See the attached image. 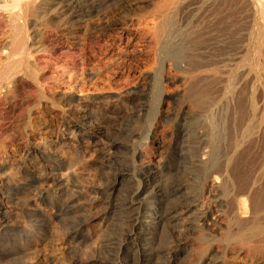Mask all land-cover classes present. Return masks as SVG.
I'll return each mask as SVG.
<instances>
[{
  "label": "bare ground",
  "instance_id": "bare-ground-1",
  "mask_svg": "<svg viewBox=\"0 0 264 264\" xmlns=\"http://www.w3.org/2000/svg\"><path fill=\"white\" fill-rule=\"evenodd\" d=\"M110 1L0 0V27H7L5 33L0 31L5 35L0 39V56L10 62L0 71V105L15 102L19 84L42 86L33 53L46 49V32L64 30L71 44H102L92 48L95 68L69 86L81 95H48L40 87L37 104L46 116L41 128L51 139L60 131L71 133L80 144L76 150L84 142H94L102 166L111 169L94 190L107 204L104 216L117 215L124 226L118 230L114 226L116 230L105 237V257H92L86 264H179L194 239L181 235L195 222L216 240L209 243L206 238L208 245L202 246L205 237L197 238V264H229L238 257L244 264H264L259 249L264 247V167L250 176L245 170L250 162L244 158L249 138L264 146L263 21L260 39L248 45L244 37L246 21L252 18L256 23L258 0H131L114 9L101 8ZM148 56L152 60L144 62ZM172 86L177 87L171 90ZM126 107L132 111L133 126L125 127L129 143L121 137L108 143L100 126ZM148 116L147 130L138 131ZM230 118L233 147L226 150L230 155H223L220 144ZM59 148L48 147L39 158L28 154L26 166L21 164L22 176L0 187V264L7 258L23 262L48 233L49 218L32 205L31 198L38 189L33 186L35 172L47 166L67 174L64 184L52 192L39 191L43 203L55 209L54 217L64 221L67 249L80 254L92 236L94 216L88 210L98 201H84L86 190L76 177L75 164L62 159ZM119 150L118 154H131V165L126 161L129 165L122 167L126 162L117 157ZM180 169L183 176H178ZM213 174L222 177L219 192L226 195L217 199L218 206L231 207L237 215L244 209L246 219L225 215L215 220L208 209L194 217L207 191L204 180ZM194 178L203 181L197 184ZM8 203L14 206L11 212L6 210ZM79 256L70 257L69 264H85Z\"/></svg>",
  "mask_w": 264,
  "mask_h": 264
},
{
  "label": "rangeland",
  "instance_id": "rangeland-1",
  "mask_svg": "<svg viewBox=\"0 0 264 264\" xmlns=\"http://www.w3.org/2000/svg\"><path fill=\"white\" fill-rule=\"evenodd\" d=\"M128 1H131V0H112L106 6L101 7V8L102 9H114V8L118 7L119 5L123 4L124 2H128ZM263 3H264V0H258L260 11L256 17V23L255 24L252 23V18L248 19L250 21H248V20L246 21L245 27L247 25H249V26L246 27L247 31L245 30L244 37H246L245 41H246V44H248V45H251L253 43V41H255V39L258 40L261 38V36L259 35V32H260L259 30L263 26V23H264V17L262 16V14H264ZM262 21H263V23H262ZM4 25L5 24H3L2 27H0V31L3 30L2 31L3 33H5V31H7V29H6L7 27H5ZM260 25H262V26H260ZM248 29H250V30H248ZM253 31H254V33H253ZM2 32L0 33V39H2V37L5 36L2 34ZM54 32H56V31H53V33L46 32L44 35L45 36L44 44L46 46L45 47L46 49L41 50L40 52L35 51L33 53V57L36 59V63L38 64V67L41 70L40 72L43 75V80L41 82L42 84H40L42 86H40V87H42V90L44 89L43 91H45V93H47L48 95H51V94L63 95V94H66L68 92H73L75 94L78 93L77 95L79 96V95H81V92H78V90L70 88L69 86H70V84L75 85L76 81H79V79L80 80H82V78L84 79L87 76L88 72H90L91 69L95 68L97 62L95 61V59H96L95 52L93 51L92 48L94 46H97L99 44L102 45V44H101V42L96 43L94 41H89V42H86L83 44H71V42L64 37V34L62 33V32H64V30H59L58 34H55ZM251 35L253 36L252 38H250ZM51 39L53 40L54 43H52ZM101 57H102V59H104L103 60L104 63H106V62L108 63L109 60L107 59V57L106 58H104L103 56H101ZM148 58H150V59H148ZM146 59L144 60V62H148L149 60L151 61L152 56H148ZM103 62H100V63L102 64ZM9 64H10L9 59H7L5 56H0V71ZM101 64H99V65H101ZM40 87L39 86L36 87V86H34V84H31V83L19 84L16 87V91H17L16 96L14 95V97L12 99V100H15V102L13 101V102H11V104L5 102V105L4 104L0 105V187L3 186L7 180H13V181L18 180L19 176H22L21 174H23L24 172L21 170V168H22L21 164L23 166L25 165L23 162L27 160L28 154L39 158V156L41 155V151L46 150V148L51 147V146L56 147V148L60 147L59 148L60 150L58 149V151L60 152L59 156L62 159H65V160L67 159L68 161L70 159H72L73 161L72 160H70V161H72V163L74 162L73 164H75L76 168H74V166H73V169L76 173V177L80 181L82 187L85 188L84 190H86V193H85L86 196H84L85 197L84 201L85 202L87 201L86 203H90V201L91 202L96 201V200L98 201V205H96L95 207L90 208L89 210L88 209L83 210V213L86 211L85 214H87V210H88V213L90 215L94 216V220L90 223V230H89L91 232L92 236H90V239L86 242V245L84 244V246H82L84 250L82 252H80V254H79V252H76V251H73V252H75V253H73L72 250L67 249L68 243L66 242V237L64 234L65 233L64 221L60 220L59 218L54 217L53 211H55V209L51 208L52 206H50V205L44 204L43 200H41V197H40L41 192L39 193L40 190L42 192H46V191L52 192L51 190H54L57 187V185L58 186L63 185L66 178H67L66 177L67 174H66L65 169L54 171V170H51L50 167L47 166V167H44V169L43 168L38 169L35 172V175H34L35 184L33 186L38 187V189L36 187H35L36 189L33 188V189H35V190H33V192L35 191L34 193H36V195H33V194L32 195H33V197L37 196V198L35 197V199H37V200H35L33 197H31V198H32V205L38 207L39 209L41 208L40 211L44 212L49 218L50 225L48 228V233L44 238L43 237L40 238V244L37 247L38 248L37 250H35L36 248H34V250L32 249L30 252H28L26 255H24V257L22 259L23 262L17 261L14 258H7V259L3 260L1 264H20V263L21 264H24V263L25 264H38L39 261L41 264H69V261H70L69 258L73 257L75 255H78V256L80 255L79 257L82 259L83 263L86 264L89 260L93 259L94 257H96V258H98V257L102 258L103 256L105 257V255L107 253V249H105L106 247L104 246L105 245L104 240L106 239L105 237H108V234H110L109 233L110 230L112 233L116 229L118 230V228H120V226H124V222L122 223V221L119 218L118 219L121 222L119 220H117V218H116L117 215H115L114 218H112L113 214H111L110 217L112 219L111 218L108 219V218H106V216H104L108 212V207H106L107 204L98 198L99 196L97 195L96 191L94 190L95 187H98L102 184L101 182H103V180H101V179H103V176L108 174L111 171V169L109 168L110 166L108 167V165L102 166V163H101L100 159L98 158L100 154H99V150H98V145L96 143L84 142V143H82L79 150H76L80 144H79L78 140L75 137H73V135L71 133H67V132L64 133V132L60 131L58 133L57 137H55L54 139H51V134H47L44 132V130L41 128L42 127L41 123L43 122V120L45 121L46 116H45V114H43V111L41 112L40 107H38V105H37L39 103L38 92H39ZM176 87L177 86H172L171 90H175ZM68 89L69 90L71 89V91H68ZM72 90H74V91H72ZM125 110L122 113H120L119 115H116L114 117V119L113 118L107 119L104 121V123L101 124V126H100L102 128L101 130L104 131L103 135H104L105 140L108 143H110L114 140L119 142L120 137H121L120 139L123 141V143H125V142L129 143V141H127V139H128L127 136H128L129 130H127L126 128H128V126H127L128 123H129V128H130V124H132L131 126H133V123L130 121L131 116H132V114H131L132 111H131L130 107H126ZM129 110H130V112L128 113ZM124 113H126L127 115ZM24 116H26V117H24ZM117 117H120V118L117 119ZM25 119H28V120L26 122H24ZM127 119H129V120H127ZM123 120H124V122L125 121L126 122L129 121V122H127V123L123 122L122 123L121 121H123ZM150 120H151V116H148L145 124L143 126H141L140 130H139L140 127L139 128L137 127V130L138 131H141V130L143 131L144 129L147 130ZM230 121H232L231 118L229 119V122H228L229 125L227 124V128H226L227 132H228V130H230L232 132L234 130V129H231L232 128L231 126H233L232 125L233 121H232V123ZM23 122L25 123V125H23L24 124ZM120 123H122V124H120ZM229 126H230V129H229ZM118 128L120 129V131ZM121 129H122V131H121ZM146 130H144V132ZM108 131H109V133H108ZM230 131L228 133L225 132V135H224L225 140H222V142L220 144V146L222 147L221 152L223 151L222 152L223 155H225V154L228 155V152L230 155L231 154L230 152L232 151L233 146L231 147V145L233 144V142H232L233 139H231V138H233L232 135L234 136V134H233L234 132L233 133L231 132V137H230ZM122 132L124 133L125 136L123 135ZM126 132H128V133H126ZM16 133L20 135L21 139L19 141H16V136H15ZM105 133H107V135ZM118 134H121L124 137V139L121 135L119 136ZM248 140L249 141H247L245 144V147H246L245 151L246 152H244V154H245L244 158L246 160H248V162H250V166H248V170L245 167L246 168L245 170L248 174H250V176H252L253 173L256 172L253 175V177H255V175L259 172L260 168L264 167L263 166L264 165V148H263L264 146L261 147V145H258V144L256 145L253 142L252 138H249ZM224 141L226 143L227 142L228 143L226 144ZM230 142H231V144H229ZM258 146H260V147H258ZM224 147H226V148H224ZM228 147H229V149H228ZM223 149L225 151L227 149L228 150L231 149V151H226L227 152L226 153ZM73 151H77V153L75 152L76 153L75 154V153H73ZM118 152L120 153V150L116 152L117 157L119 158L120 161H122V160L124 162L129 161L130 165L132 164L131 154H127V153L125 154V152H121V154H122V156H121V154H118ZM71 153H73V154L71 155ZM74 154L75 155L78 154V156L74 157ZM69 156H72V158ZM79 156H82V157H79ZM94 156H96V157H94ZM127 156H130L129 160H128ZM75 158L77 160V163H76ZM250 160L251 161L253 160V161L251 162ZM126 163H124V164L122 163L123 164L122 167H127L129 165L128 163L127 164ZM253 163H254V165H253ZM115 165L120 166V168H121V165H119V164H115ZM259 165H260V167H259ZM113 168H116V167H113ZM250 168H251V171L253 170L252 173H251V171H249ZM256 168L258 170H255ZM109 169H110V171H109ZM179 171H178V176H180V175L183 176L182 169H180ZM194 179H195L194 182L197 184L200 183L201 181H203V180H200L199 178H194ZM205 184H206V187L208 186L206 194H205V198H203V200H201L200 204L198 205V211L199 212L196 213V215L194 216L195 218H196L197 214L202 213V211L203 212L206 211V209H208L207 211L211 212L210 216L212 219H215V220L218 218L220 219L221 217H223L225 215H228V217H231L232 215H234L235 216L234 219L236 218L238 220L243 219V217L241 218V216H244L245 217L244 219H246L249 216V214L247 212H245L244 209H241L237 215V214H234L233 208H231V207L227 208V209L224 207V209H223L222 207L218 206L217 199L219 197H222V198L226 197L225 194L221 195V192H219V190L221 189V186H222V177L219 174H213L211 176H208L204 180V185ZM36 190H37V192H36ZM123 193H126L124 188L120 192V195L122 197H123ZM117 195H119V193ZM213 197H214V199H212ZM39 199H40V201H39ZM242 203H243L242 206H244L245 203L243 200H242ZM246 205H248V203H246ZM230 206L233 207V204H231ZM13 209H14V206H12L10 203H8L6 205L7 211L11 212ZM246 214H248V215H246ZM113 219H115V221ZM121 223L123 225H121ZM114 224H116V225H114ZM193 225H194V227H193ZM193 225H192V230L184 232L183 235H181V236L190 237L192 235L190 238H192V239L194 238L198 242L195 241L194 239L192 241L191 240L189 241V245L187 248L188 251L185 250L180 255L179 258L182 260H180L181 262L179 264H197L199 257L197 256L198 253H197L196 249L200 246V242L197 239L198 237H201L202 235H203L202 237H205V239L203 240L204 243L201 244L202 246H204V245L207 246L208 245V244H206L207 242L211 243V242L216 241L213 237H212L213 239L210 240L208 237H211V236L207 235L206 231L201 232L202 229H201L200 225L197 224V222H195V224H193ZM59 226H60V228H59ZM114 226L116 227V229H114L115 228ZM112 229H114V230H112ZM204 232H205V234H203ZM189 234H190V236H189ZM197 235H200V236H197ZM181 236H179V237H181ZM97 238H99V239H97ZM206 240H207V242H205ZM192 242H194V243H192ZM225 245L226 244H224V243L222 244V246H225ZM195 246H196V248H195ZM244 248H245V250H244ZM259 249H260V251L262 250V252H264L263 246H260ZM67 251H69L70 253L68 254ZM243 251H244V253L247 252L246 246L243 247ZM188 252H189V254H188ZM81 253H83V254L81 255ZM66 254H68V255H66ZM186 254H188V255H186ZM228 263L229 264H244L243 260L239 257H238V259L235 258V259L230 260Z\"/></svg>",
  "mask_w": 264,
  "mask_h": 264
}]
</instances>
